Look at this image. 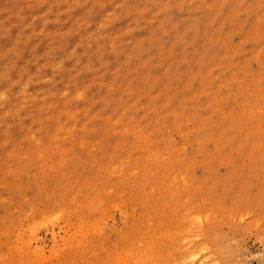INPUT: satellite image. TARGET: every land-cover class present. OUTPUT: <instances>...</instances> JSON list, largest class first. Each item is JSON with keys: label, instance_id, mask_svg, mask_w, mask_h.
<instances>
[{"label": "rangeland", "instance_id": "rangeland-1", "mask_svg": "<svg viewBox=\"0 0 264 264\" xmlns=\"http://www.w3.org/2000/svg\"><path fill=\"white\" fill-rule=\"evenodd\" d=\"M0 264H264V0H0Z\"/></svg>", "mask_w": 264, "mask_h": 264}]
</instances>
